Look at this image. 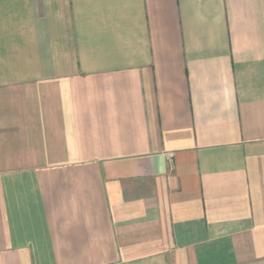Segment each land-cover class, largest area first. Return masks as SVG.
I'll return each instance as SVG.
<instances>
[{
	"label": "crops",
	"instance_id": "1",
	"mask_svg": "<svg viewBox=\"0 0 264 264\" xmlns=\"http://www.w3.org/2000/svg\"><path fill=\"white\" fill-rule=\"evenodd\" d=\"M0 264H264V0H0Z\"/></svg>",
	"mask_w": 264,
	"mask_h": 264
}]
</instances>
